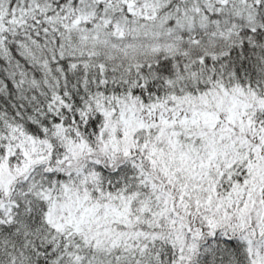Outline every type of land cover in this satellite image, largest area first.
Wrapping results in <instances>:
<instances>
[{
	"label": "snow or ice",
	"instance_id": "snow-or-ice-1",
	"mask_svg": "<svg viewBox=\"0 0 264 264\" xmlns=\"http://www.w3.org/2000/svg\"><path fill=\"white\" fill-rule=\"evenodd\" d=\"M0 264H264V0H0Z\"/></svg>",
	"mask_w": 264,
	"mask_h": 264
}]
</instances>
